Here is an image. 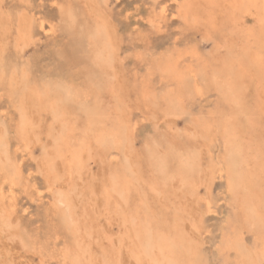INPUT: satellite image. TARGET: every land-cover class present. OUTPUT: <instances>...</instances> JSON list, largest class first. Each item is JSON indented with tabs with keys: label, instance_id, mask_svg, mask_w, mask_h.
<instances>
[{
	"label": "rangeland",
	"instance_id": "1",
	"mask_svg": "<svg viewBox=\"0 0 264 264\" xmlns=\"http://www.w3.org/2000/svg\"><path fill=\"white\" fill-rule=\"evenodd\" d=\"M0 68V264H264V0H0Z\"/></svg>",
	"mask_w": 264,
	"mask_h": 264
},
{
	"label": "bare ground",
	"instance_id": "2",
	"mask_svg": "<svg viewBox=\"0 0 264 264\" xmlns=\"http://www.w3.org/2000/svg\"><path fill=\"white\" fill-rule=\"evenodd\" d=\"M234 1V0H233ZM88 3V2H87ZM92 4H94V3H92ZM236 4V3H235ZM56 5V4H55ZM65 5V4H64ZM90 5H91V3H90ZM184 6V5H183ZM237 6V5H236ZM57 7V6H56ZM62 7H63V5H62ZM238 7V6H237ZM64 8V7H63ZM66 8V7H65ZM64 8V9H65ZM77 8V7H76ZM58 9V8H57ZM60 9V8H59ZM63 9V10H64ZM247 9V8H246ZM76 10H78V9H76ZM101 10V9H100ZM59 11V10H58ZM263 11V10H262ZM126 12H128V11H126ZM59 13V12H58ZM65 13V12H64ZM64 13H61V18H62V21L64 22V25H65V27L67 28V30L69 31V34H71V35H73V38L74 39H76V42H77V45L79 44V45H84V47H86V51H85V53H86V58L88 59V60H90V61H92V64L94 65L93 67H98V68H100V70L102 69L103 70V68L104 67H106L105 65V63L108 61V59L106 58V54H107V52L108 51H106V48H107V46L106 47H104V48H100V49H98V46H97V44L98 43H96V40H97V38H98V34H99V30L98 29H91L90 27H88L87 25H83L82 27L80 26V28H77V27H75V20L73 19V14L71 15L70 14V11L68 10V11H66V13L64 14ZM235 13H236V11H235ZM68 15H71L70 17L68 16ZM74 15H76V14H74ZM68 16V17H67ZM91 19V18H90ZM77 20V19H76ZM93 20V19H92ZM94 20H96V19H94ZM11 21H13L12 19H10V22ZM42 21V20H41ZM85 22V21H84ZM92 22V21H91ZM262 22V21H261ZM38 23H40V22H38ZM93 23V22H92ZM98 23V22H97ZM22 24V23H21ZM31 24H33V26H34V23H31ZM51 24V23H50ZM87 24V23H86ZM189 24V23H188ZM12 25V23L10 24V26ZM49 25V24H48ZM82 25V24H81ZM93 25V24H92ZM91 25V26H92ZM262 25V24H261ZM13 26V25H12ZM50 26V25H49ZM52 26V25H51ZM17 27V26H16ZM15 27V28H16ZM18 28V27H17ZM38 28V27H37ZM42 29V28H41ZM11 30H13V29H11ZM18 30V29H17ZM47 30V29H46ZM102 31V30H101ZM14 32V31H13ZM103 32V31H102ZM14 33H18L17 31L16 32H14ZM32 33V32H31ZM6 34H7V32H6ZM5 34V35H6ZM12 34V33H11ZM10 35V34H9ZM251 35V34H250ZM12 37V36H11ZM28 37V36H27ZM30 37H31V35H30ZM102 39V38H101ZM30 40V39H29ZM24 42H25V40H23ZM22 41V42H23ZM29 42V41H28ZM78 47H80V46H78ZM81 48V47H80ZM85 49V48H84ZM102 49H104V50H102ZM103 51V52H102ZM108 57V56H107ZM20 63V62H19ZM18 63V64H19ZM21 64V63H20ZM23 66H25V65H23ZM22 66V67H23ZM250 66V65H249ZM92 67V66H91ZM103 67V68H102ZM18 68H19V65H18ZM25 68V67H24ZM1 69V68H0ZM21 69V68H20ZM19 69V70H20ZM23 69V68H22ZM108 69V68H107ZM24 70V69H23ZM23 70H21L22 72H23ZM26 70V69H25ZM28 71V70H27ZM252 72H253V69H252ZM99 73V78H98V75H97V78H98V82H100V85H101V87H103V77L105 76V73H104V71H100V72H98ZM192 73V72H191ZM21 74V73H20ZM107 74V73H106ZM103 76V77H102ZM106 79V78H105ZM173 79H175V80H178V77H176V78H173ZM19 80V79H18ZM21 80H22V78H21ZM30 80V79H29ZM27 81V80H26ZM255 81V80H254ZM20 83V82H19ZM26 83V82H25ZM24 85V84H23ZM106 85V84H105ZM104 85V86H105ZM16 86H18V85H16ZM16 86H15V88H16ZM20 86V85H19ZM244 87V86H243ZM109 88V87H108ZM23 89V88H22ZM25 89V88H24ZM101 89H103V88H101ZM105 89H107V88H105ZM260 89V88H259ZM17 91V90H16ZM260 91H262V90H260ZM20 92V91H19ZM22 92V91H21ZM109 92V91H108ZM264 94V93H263ZM63 100L66 102V101H69L71 98H72V93H71V91H70V89H68V88H66V90H64V95H63ZM152 97V96H151ZM255 99V98H254ZM118 107V106H117ZM115 108V107H114ZM119 112V111H118ZM65 113H66V111H65ZM86 113H87V111H86ZM244 113V112H243ZM253 114V113H252ZM251 116V115H250ZM253 117V116H252ZM248 119V118H247ZM248 121V120H247ZM254 121V120H253ZM251 125V124H250ZM47 126H48V124H47ZM21 128V127H20ZM250 128V127H249ZM256 129V128H255ZM222 131H223V129H222ZM255 131V130H254ZM109 134V133H108ZM213 136V135H212ZM252 136V135H251ZM262 136V135H261ZM254 137V136H253ZM109 139V137H106V139L105 140H108ZM252 139V138H251ZM261 140H263V138L261 137L260 138ZM255 140H257L256 138H255ZM253 141V140H252ZM256 142V141H255ZM255 142H254V144H255ZM257 142H258V140H257ZM256 142V143H257ZM97 144H98V142H96ZM260 143H262L261 141H260ZM5 144H6V142H5ZM230 144V143H229ZM263 144V143H262ZM252 145V144H251ZM255 146V149H257L259 146L257 145V144H255L254 145ZM256 146H257V148H256ZM243 147V146H242ZM251 148V147H250ZM232 148L230 147V146H228L227 147V150H231ZM244 149V148H243ZM260 149H261V147H260ZM259 148H258V150H260ZM9 150V149H8ZM250 150H254L253 149V146H252V149H250ZM249 150V151H250ZM261 151H262V149H261ZM9 152V151H8ZM244 152V151H243ZM247 152H248V150H247ZM186 153V152H185ZM231 153V152H230ZM233 153V152H232ZM251 153V152H250ZM262 153V152H261ZM229 154V153H228ZM245 154H246V150H245ZM258 154V153H257ZM193 155V154H192ZM242 155H243V153H242ZM247 155V154H246ZM253 155V154H252ZM261 154L259 153V156H260ZM11 156V155H10ZM182 156V155H181ZM251 156V155H250ZM249 155H247V158H249L250 157ZM73 157V156H72ZM184 157H185V155H184ZM188 157V156H187ZM186 157V158H187ZM244 157V156H243ZM257 157V156H256ZM81 158V157H80ZM79 158V159H80ZM179 158H180V155H179ZM189 158V157H188ZM191 158H192V156H191ZM261 158V157H260ZM195 159V158H194ZM198 159V158H197ZM228 159H230V157L228 158ZM238 159V158H237ZM258 159V158H257ZM256 159V160H257ZM236 160V159H235ZM241 160V159H240ZM251 160H252V162H253V159L251 158ZM263 160V159H262ZM74 161V160H73ZM232 161V160H231ZM255 161V160H254ZM71 162H72V159H71ZM75 162V161H74ZM235 163H236V161H234ZM238 162V161H237ZM258 162V161H257ZM19 163V162H18ZM187 163H189L188 162V159H187ZM227 163V162H226ZM249 162H247V163H245V164H248ZM255 163V162H254ZM263 163V162H262ZM72 164V163H71ZM74 165H71V167L72 166H75V163H73ZM259 164H261L260 162H259ZM261 165H263V164H261ZM216 166V165H215ZM253 166H254V164H253ZM260 166V165H259ZM258 166V167H259ZM48 167V166H47ZM70 167V166H69ZM68 167V168H69ZM235 167H236V165H235ZM189 168H190V166H189ZM234 168V167H233ZM237 168H239V167H237ZM243 167H241V169H242ZM248 168V167H247ZM261 168H262V166H261ZM245 169V168H244ZM232 170V169H231ZM71 171V170H70ZM244 171V170H243ZM261 171V170H260ZM3 172V171H2ZM234 172H235V170H234ZM249 174H250V169H249ZM52 173V172H51ZM243 173V172H242ZM17 174V173H16ZM248 174V175H249ZM244 175V174H243ZM3 176H6V175H4L3 174ZM45 176V175H44ZM233 176H234V173H233ZM251 176V175H250ZM254 176V175H253ZM252 176V177H253ZM256 176V175H255ZM245 177V176H244ZM251 177V178H252ZM5 179L7 178V177H4ZM4 178H3V180H4ZM9 178V177H8ZM246 178H247V176H246ZM260 178V177H259ZM264 178V177H263ZM10 179V178H9ZM9 179H7V180H9ZM73 179V178H72ZM244 179V178H243ZM229 180V179H228ZM245 180V179H244ZM246 180H250V178L248 179H246ZM245 180V181H246ZM56 181H58V180H56ZM55 181V182H56ZM230 181V180H229ZM232 181H230V183H231ZM251 183H252V181H250ZM255 182V181H254ZM253 182V183H254ZM8 183H10V182H8ZM245 183V182H244ZM259 183V182H258ZM13 184V183H12ZM11 184V185H12ZM243 184V183H242ZM249 183H248V181H247V185H248ZM0 185H1V183H0ZM15 185V184H14ZM231 185V184H230ZM249 185H251V184H249ZM254 184H252L251 186H253ZM256 185H258V184H256ZM259 185H261V184H259ZM263 185H264V183H263ZM17 186V185H16ZM30 186V185H29ZM48 186H50V185H48ZM134 186V185H133ZM240 187H242L241 185H240ZM245 187H246V183H245ZM248 187V186H247ZM260 187H262V185L260 186ZM46 188V187H45ZM228 188H229V185H228ZM233 188V187H232ZM257 188H259L258 186H257ZM10 189V188H9ZM237 189V188H236ZM241 190V189H240ZM125 191H126V189H125ZM229 191V190H228ZM231 192V191H230ZM243 192H244V189H243ZM245 192H247L246 190H245ZM244 192V193H245ZM261 192V191H260ZM235 193V192H234ZM244 193H243V195H244ZM2 194V193H1ZM11 194V193H10ZM17 194V193H16ZM14 196V195H13ZM109 196V195H108ZM10 198V197H9ZM8 198V199H9ZM241 198V197H240ZM3 199V198H2ZM1 199V200H2ZM11 199V198H10ZM264 199V198H263ZM9 201V200H8ZM264 200H262V202H263ZM263 204V203H262ZM239 206V205H238ZM239 208V207H238ZM241 208V207H240ZM239 208V209H240ZM90 209V208H89ZM242 211V210H241ZM245 214V213H244ZM175 215V214H174ZM244 216V215H243ZM243 218V217H242ZM246 218V217H245ZM244 221V220H243ZM250 223H251V221H250ZM251 228V227H250ZM57 229H59V228H57ZM66 230V229H65ZM64 231V230H63ZM67 231V230H66ZM238 236H239V234H238ZM238 239V238H237ZM236 242L237 241H234V243L236 244ZM238 244V243H237ZM236 244V245H237ZM235 245V246H236ZM256 249H258V248H256ZM165 250H166V248H165ZM237 251H239V249L237 250ZM243 252V251H242ZM165 253H166V251H165ZM241 255H242V253H240ZM241 255H240V258H241ZM239 258V257H238ZM245 258V257H244ZM243 258V259H244ZM64 259V258H63ZM64 261V260H63ZM240 262H241V259H240ZM242 263V262H241ZM246 263V262H245ZM244 263V264H245Z\"/></svg>",
	"mask_w": 264,
	"mask_h": 264
}]
</instances>
